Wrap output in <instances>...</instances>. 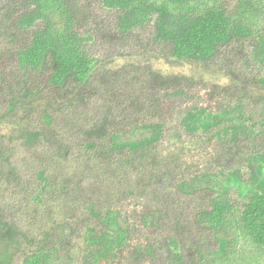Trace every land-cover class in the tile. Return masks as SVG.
Instances as JSON below:
<instances>
[{"label":"trees","instance_id":"obj_1","mask_svg":"<svg viewBox=\"0 0 264 264\" xmlns=\"http://www.w3.org/2000/svg\"><path fill=\"white\" fill-rule=\"evenodd\" d=\"M94 3L112 12L110 22L93 21L99 17L87 0H5L0 5V36L15 45L10 85L0 68V83L10 99L7 111L25 113L37 105L41 118L38 127L11 124L14 134L8 136L20 140L38 161L26 187L0 138V187L2 180L24 187V212L33 218L22 226L0 211V264H12L18 252L24 253L23 264L71 262L73 227L54 215L70 211L76 200L86 218L94 219L83 226L80 264L122 258L129 224L111 202L129 195L142 198L145 186L160 187L176 178L180 191L202 193L207 207L196 212L194 221L213 231L219 241L216 254L223 258L245 240L255 256L264 257V0ZM146 28L150 36L142 52L156 53L170 64L220 71L229 81L165 74L147 63L101 68L86 51L97 35L115 44L112 56L130 55L129 40L138 37L132 46L141 44L137 32ZM171 100L182 108V129L172 132L163 147V128L173 118V105L167 106ZM56 117L75 135L76 153L70 154L72 146L54 126ZM139 130L147 136L122 139ZM71 160L75 166L68 172ZM87 180L97 186L91 193L105 198L90 199L81 187ZM156 209V218L142 215L143 225L158 224ZM172 226L180 236L181 223ZM177 237L165 246L186 262ZM150 249L146 245L145 253Z\"/></svg>","mask_w":264,"mask_h":264},{"label":"rangeland","instance_id":"obj_2","mask_svg":"<svg viewBox=\"0 0 264 264\" xmlns=\"http://www.w3.org/2000/svg\"><path fill=\"white\" fill-rule=\"evenodd\" d=\"M4 1L5 0H0V5ZM87 1L92 4L94 14L99 17L92 19L93 21H102L104 23L107 19V22H110L112 12L99 10L94 3L95 0ZM79 3L80 5L84 4V1ZM261 21L264 23V19ZM89 27L91 30L93 29V31H95L94 23H89ZM146 29L147 30L142 29L137 32L141 44L132 46L133 43L131 41L134 39L137 40L138 37L129 40L128 44L131 46H129L127 50L130 55L122 57L112 56L115 53V50H112L115 44H113V42L107 43L101 40L97 35L93 42L86 44V51L97 60L98 66L101 68H117L131 62L138 64L147 63L165 74H187L202 80H210L221 84H226L229 81L220 71L213 69L204 70L196 64H189L187 62L170 64L156 53L142 52V50L147 48L145 47L147 45L146 41L150 36V31L148 28ZM14 47V44L6 42L5 37L0 36L1 76L5 78L7 85L12 83L13 57L11 58V56L14 54ZM9 100L7 88L0 83V138L3 144L9 147L10 160L16 167V173H18L22 182L25 183L24 187H26L34 180L32 168L37 165L38 161L36 158L29 155L30 151H28V148L21 145L20 140L15 138L10 140L8 136L14 134V127H12L11 124L22 122L32 127L41 126L40 108L35 105L31 106L30 110L25 113L19 110L15 113H9L7 111V101ZM168 100L169 99H167V101ZM172 105L173 118L162 131L163 137L161 143H163V147L166 144L164 142L167 141L170 134L181 128L178 114L179 110L182 108L180 105H174L171 100L167 105L168 109ZM92 107H94V105L90 104L89 109L92 110ZM62 122H64V120L62 121L60 117H56L53 124L63 133L64 141L69 143L70 147L72 146L70 154L76 153L78 150L76 151V146L74 145L76 143L75 135L68 131ZM76 124L77 123H75L74 126ZM143 135L147 136V132L139 130L125 134L122 139L135 140ZM67 165L69 166L68 172H70L74 168L73 166H75L74 160L68 162ZM176 180L177 178L174 180V183L166 181L162 183L160 187L156 184L145 186L146 190L142 198L141 196L136 197L135 195H129L127 199L118 201L113 200L111 202L112 207L117 208L118 211L121 212L122 221H124L125 224H129L130 239L128 246L125 248L124 253H122V258L118 257L115 261L101 262L100 264H234L233 262H236V264H264V257L255 256L250 246H248V241L246 242L245 240L237 243L234 251L233 247L229 249L226 256L223 258L216 254L215 252L219 248V241L215 238L213 231L203 226H198L194 221L196 212L206 206L205 203L203 204L204 197L201 195L202 193H184L175 186ZM2 181L0 187L1 214H4V218L6 219L16 220L18 224L22 226L33 223V220H31L33 218L29 217L27 213L24 212V209H26L25 198H23L25 195L24 193H26L25 188L18 189L15 184L5 183L4 180ZM90 184L92 185V181L87 180L81 185L84 193L91 195H89L90 199L96 198V200H98L105 198L100 192L91 193L92 189H94V187L97 188V186H90ZM165 194L167 195L165 196ZM84 197L86 196H83V198ZM27 204L29 205V203ZM54 206L56 207V205ZM156 206L160 209L161 215L158 224L154 223L149 226L143 225L140 221L142 215L150 213L156 218L157 212L154 211L158 210ZM32 207L33 204L31 205V209ZM95 210L99 211L100 208ZM86 217V210L78 200L73 202L70 211H66L62 214L56 213V215H54L55 220H58V222L62 219H66L71 227H73V233L69 235V247L72 250L73 257L71 260L72 263L67 260L65 264H80L81 249L85 247L83 226L94 221L92 217L90 219ZM176 222L182 225L180 229L181 235H178V237L174 234V227L172 226ZM171 236L177 237L178 243L183 244V247L179 246L178 248L180 252H182L181 256L183 260L186 262H179L165 246ZM146 245L151 247L150 251L147 253H145L144 250ZM28 250H30V247H27L25 251L27 252ZM23 254V252H18L14 256L12 264H23ZM240 254L242 259L239 258ZM242 254L245 255L242 256ZM200 255L203 256L201 259ZM61 262L65 261L61 260L56 264H63Z\"/></svg>","mask_w":264,"mask_h":264}]
</instances>
